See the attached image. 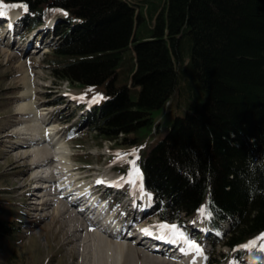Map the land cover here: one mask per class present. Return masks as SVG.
Wrapping results in <instances>:
<instances>
[{"label":"trees","instance_id":"obj_1","mask_svg":"<svg viewBox=\"0 0 264 264\" xmlns=\"http://www.w3.org/2000/svg\"><path fill=\"white\" fill-rule=\"evenodd\" d=\"M25 2L31 26L53 7L67 11L44 61L54 79L103 94L84 115L96 137L119 138L111 147L126 151L162 133L137 162L156 218L180 227L205 205L208 223L231 219L222 238L230 248L264 231V0H163L148 8L151 24L128 0ZM188 71L201 93L182 115L155 119ZM3 206L0 237H9L22 220Z\"/></svg>","mask_w":264,"mask_h":264},{"label":"rangeland","instance_id":"obj_2","mask_svg":"<svg viewBox=\"0 0 264 264\" xmlns=\"http://www.w3.org/2000/svg\"><path fill=\"white\" fill-rule=\"evenodd\" d=\"M128 1L133 3L137 9H140L142 19L151 24L147 10L154 3L159 4L163 0ZM19 10L21 14L22 8L19 7ZM19 10L16 7V9L9 10V12L15 14L16 19ZM4 11L5 14L0 16L2 25L0 27V199L5 205L1 211L20 216L22 222H18L19 230L15 234L9 235V237H0V264H91L88 260H84V263H82L81 259L75 258L76 248L65 243L63 228L59 226L60 215L52 210V205L61 208L63 206L61 202H64L66 198L60 199V202L57 201L58 203L55 202L51 207L44 209L30 208L35 204L34 201L40 199V194L44 191L42 187L35 190L34 182L38 179L39 174L46 173L42 172L44 168L29 169V160L21 159L22 152L30 149V146L18 145L30 135L24 129H21L24 124L29 122L30 115L19 109V103L23 101L24 97L21 95L24 83L22 81L23 70L19 68L17 63L21 59H26V61L29 59L27 67L32 86L30 100L34 105L33 111L40 120H44L43 123H46L44 127H52V132L56 133L53 141H57V145L62 146L65 150L63 160H53L49 166L50 168L57 165L61 170L64 168L69 169L65 177L72 175L71 179H74V183L82 186H90L91 183L99 181V177L120 178L118 180L128 184L125 186L127 191L130 185L133 189V185L123 179L130 167L128 160L131 159L132 153L129 150L132 148L126 151L129 153L127 158L117 159L116 150L118 146H111L119 138L109 142L98 136L96 137L95 131L85 129L83 116L81 115L85 112V108L81 110L82 112L73 110V98L81 95V93L87 98L91 92L87 100V102H91L93 101L91 98L97 93L98 89L85 90V87L78 83L69 84L64 79L57 80L53 78L50 68L44 61V55L50 52L51 47L59 41V38L45 27L53 17L44 19L37 28L29 30L26 26L28 24L25 16H20L16 20L13 29L6 31L5 17L7 9ZM38 37H40L43 46L40 47L38 52L31 53L32 51L30 52L28 48L33 47L35 40L38 42ZM5 41H8V45L4 44ZM39 43L41 44V42ZM6 48L8 49L6 50ZM130 54L131 48L125 50V56ZM182 55L187 62L189 60V44H182ZM98 91L101 93L100 90ZM196 93H201L196 74L193 71H188L184 76L179 77L178 86L170 97V104L166 113L163 111L156 113L155 119L164 115L168 117L176 114L182 115L187 107V102L194 98ZM131 96L135 97L133 89ZM161 135L162 133L159 132L149 136L144 147L149 148ZM80 153H88V160L82 159ZM116 165L124 167L127 171L117 172L115 170ZM33 190L35 191L33 192ZM95 191L97 192L96 195L102 193L104 196V200L98 204L99 207L107 210L109 205L113 209L111 214L116 213L121 220L130 224L135 223L139 227L149 225L153 231L156 230V224L154 223L156 220L152 216L153 199L149 195L146 196V193H143L140 187L136 188V197H141V200L137 201L134 206L124 201L128 199L129 195L127 193L124 196L125 198L120 201L119 196L122 193L120 191H118V195L106 191L102 192L99 188ZM31 192L33 194H30ZM143 194L146 198L143 197ZM28 199L30 201H27ZM69 211H71L70 208ZM196 213L194 212L192 215ZM202 216L195 217L197 223L190 221L192 227L188 226L194 232V234H191V238L197 242L200 241L206 247H211L214 252L221 249L226 252L227 248L222 243L212 241V239L198 240L196 238L199 231L196 229V224L200 225L207 220L206 215ZM200 219H202V222H199ZM67 228L69 227L67 226ZM128 238L129 240L133 239V237ZM135 247L137 248V255L141 259L140 250L143 248L142 246L140 248L139 245H135ZM192 253L184 258L189 260L195 255L194 251ZM172 261L162 264H180L181 259L180 257L173 258ZM137 263L134 260L130 264Z\"/></svg>","mask_w":264,"mask_h":264},{"label":"bare ground","instance_id":"obj_3","mask_svg":"<svg viewBox=\"0 0 264 264\" xmlns=\"http://www.w3.org/2000/svg\"><path fill=\"white\" fill-rule=\"evenodd\" d=\"M13 9H16V7L8 8L6 12V31L13 28L16 20L15 14H11V12H9V10ZM4 44L8 45V41H5ZM35 45L38 46V48L32 49V52H38L41 47V44H38L37 41L35 42ZM7 49L8 48H6V50ZM25 61L26 59H21L17 63L19 68H22L23 70L22 81L24 83V89L21 90V95L24 97L23 101L19 103V109L20 111L30 115L28 119L29 122L21 127V129H24L30 135L26 140L18 143V145L22 144L30 146V149L25 150L21 155V159L29 160V169L44 168V171L42 172H45L46 174H39L38 179L34 182V185L41 184L44 191L40 194V199L34 201L35 204L30 207L31 209H44L46 207H51V205L55 202H60V199L66 196L62 193L61 189L63 188L64 182L68 180L65 176L69 172V169L64 168L61 170L57 167V165L53 168L49 167L53 160H63L65 157V150H63L62 146L57 145V141H52L56 135L55 132H52V127H44L46 124L43 123L44 120H40V118L33 111L34 105L32 100H30L32 86L28 77L29 69L27 67V61ZM59 164L61 165V163ZM99 179H102V177ZM40 181L42 182L40 183ZM36 189L37 188H35V190ZM35 190H33V192ZM134 191L136 194V190ZM33 192L30 194H33ZM142 192L146 193V196H148V192H146L144 188ZM68 195L69 197H72L71 192ZM143 196L146 197L144 194ZM27 201H30V199ZM66 204L70 205L68 202ZM96 205L97 202L94 207H96ZM52 210L56 211V213L60 215L59 226L60 228H63L65 243L76 248L75 258H79V260L81 259L82 263H84V260H88L91 264H130L135 260V262H138L137 264H162L172 261L173 257L178 258L182 256V258H184L189 254V252L180 251L179 253H175L176 255H172L173 257L170 255L167 257L164 254V250H161V254H157L158 248H154L152 251L141 249L140 251L142 255L140 259L137 255V248L135 245H139L141 248V242L137 239L129 240L124 234H121L120 236H111L105 230L96 228L93 221L90 218L82 216L81 212L69 211L68 206L60 208L57 205H52ZM67 226L69 228H67ZM154 231L158 236L157 241H161L162 239L159 238V232L157 230ZM181 247H183V245H181L180 248ZM180 248L178 250H180ZM193 257H195V259H193ZM193 257L189 260L188 258H184V260L187 261V264H203L201 261L202 256L200 254L195 252ZM240 258L243 259L242 257ZM254 260L255 263H260L258 257H254Z\"/></svg>","mask_w":264,"mask_h":264},{"label":"snow or ice","instance_id":"obj_4","mask_svg":"<svg viewBox=\"0 0 264 264\" xmlns=\"http://www.w3.org/2000/svg\"><path fill=\"white\" fill-rule=\"evenodd\" d=\"M13 7H23L24 11H28V5L25 0H13L11 3H6L5 0H0V15L5 14V9L13 8ZM50 11H59L67 15V11L63 8L59 9H50ZM83 96L84 94L81 93ZM98 98H103L102 93H95L94 96L91 98L93 101H96ZM144 147V145H140L139 148ZM139 148L134 147L129 151L132 153L131 159L128 160V164L130 165L128 169V173L123 179L127 182L131 183L134 187H140L143 190V183H142V172L137 163L138 160V151ZM117 159L121 157L127 158L128 152H122L121 150L117 149ZM264 166V164H262ZM120 179V178H118ZM106 183H112L111 181H106ZM151 196V193H148ZM197 212L201 213L202 215L211 216L210 212H205V205H201L197 208ZM156 224V230L159 232L160 239L164 240H171L173 242H183L184 246L180 248L181 252H196L201 256L204 255L203 246L200 245L196 240L190 238V236L185 233L176 222L169 223L166 220H160L154 222ZM142 232H146L149 235H152V228L149 225H145L140 229ZM253 247L259 248L262 252H264V231H261L256 236L251 237L248 241L244 242L243 244L236 245V248L240 249H251ZM195 259V257H193Z\"/></svg>","mask_w":264,"mask_h":264}]
</instances>
